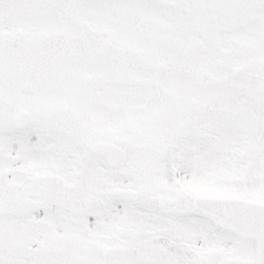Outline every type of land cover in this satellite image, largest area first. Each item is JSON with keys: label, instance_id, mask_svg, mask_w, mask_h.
I'll list each match as a JSON object with an SVG mask.
<instances>
[{"label": "snow or ice", "instance_id": "snow-or-ice-1", "mask_svg": "<svg viewBox=\"0 0 264 264\" xmlns=\"http://www.w3.org/2000/svg\"><path fill=\"white\" fill-rule=\"evenodd\" d=\"M0 264H264V0H0Z\"/></svg>", "mask_w": 264, "mask_h": 264}]
</instances>
